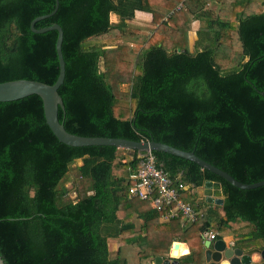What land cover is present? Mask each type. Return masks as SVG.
<instances>
[{"label":"trees","instance_id":"obj_1","mask_svg":"<svg viewBox=\"0 0 264 264\" xmlns=\"http://www.w3.org/2000/svg\"><path fill=\"white\" fill-rule=\"evenodd\" d=\"M59 1L57 12L36 27L58 23L64 30L66 76L59 93L65 108L59 118L69 132L154 139L194 151L241 182L264 180V0H231L228 6H222L224 0ZM163 3L173 10L152 34L131 24L137 12ZM213 3L222 6L216 15ZM197 7L209 23L198 30L190 51L188 26L177 29L172 21ZM54 8L55 0H0V82H56L58 32L31 29L32 20ZM111 13L119 16L118 23L111 22ZM110 29H118L121 38L141 36L145 45L136 51L129 43H86ZM117 76L132 78L129 90L110 81ZM152 153L173 179L190 184L180 197L203 210L196 222L162 221L149 200L129 196L139 151L61 142L36 94L0 101V254L5 263L124 264L110 257L109 239L116 238L140 246L141 257H165L174 241L186 242L189 250L183 243L178 250L180 264H202L206 230L217 239L233 233L244 250L264 249V186L242 189L191 160ZM79 159L77 170L88 186L72 198L64 181ZM207 180L222 184L225 215L200 198L198 188ZM133 212L143 219L139 228Z\"/></svg>","mask_w":264,"mask_h":264},{"label":"water","instance_id":"obj_2","mask_svg":"<svg viewBox=\"0 0 264 264\" xmlns=\"http://www.w3.org/2000/svg\"><path fill=\"white\" fill-rule=\"evenodd\" d=\"M59 4L60 1L55 0V8L52 12L38 16L31 22V29L36 33H44L49 30H56L58 32L56 50L59 59V76L56 82L49 84L39 80L24 78L0 82V101H13L34 94L40 96L43 101L47 124L61 142L71 146L111 145L127 149L130 154H133L135 151H139L140 153L149 151L165 152L191 160L239 188L253 189L264 186V180L255 183L241 182L227 171L202 159L194 151L183 150L154 139L135 141L127 138L82 136L69 132L59 118V109L65 108L63 98L59 93V88L66 76V61L62 50L64 30L58 23L43 28L36 27V23L39 20L53 16L57 12ZM177 51H180V49L178 48ZM198 189H201L207 202L214 204L217 208L223 206L224 195L220 182L207 180ZM180 244L181 242L179 241L174 242L169 256L163 257L158 255L154 258L153 264H180V256H178ZM204 246L205 254L202 264H264V249L258 247L244 250L238 246L233 247L229 245L224 239H218L213 242L205 239ZM0 264H6L1 254Z\"/></svg>","mask_w":264,"mask_h":264},{"label":"built area","instance_id":"obj_3","mask_svg":"<svg viewBox=\"0 0 264 264\" xmlns=\"http://www.w3.org/2000/svg\"><path fill=\"white\" fill-rule=\"evenodd\" d=\"M139 157L140 166L133 175L134 182L129 186V196L149 200L152 208L161 212L166 219L181 217L183 224L196 222L203 212L180 197V190H186L190 185L176 181L159 167L151 151L142 152ZM203 236L213 241L217 238V233L206 230Z\"/></svg>","mask_w":264,"mask_h":264},{"label":"crops","instance_id":"obj_4","mask_svg":"<svg viewBox=\"0 0 264 264\" xmlns=\"http://www.w3.org/2000/svg\"><path fill=\"white\" fill-rule=\"evenodd\" d=\"M228 1H231V0H224L222 6H224L225 2H228ZM184 4L186 5L185 1H184ZM210 6L213 7L214 13L216 15V12L219 11V7L221 6V3H213ZM185 8H186V6H185ZM171 10H173V9L168 10L166 8L165 4L163 3L161 5L154 7L153 10H151L150 12L149 11L148 12L139 11L136 14V18L131 21V24L133 26L138 27L142 34L150 35V34H152L153 30L156 29L160 25L161 22L167 21L169 13L171 12ZM111 15H113V17L115 19L111 22L118 23L120 20L119 16L116 13H111ZM111 15H110V17H111ZM172 23H173V26L177 27V29L180 28L183 24H186L188 26V29H186L185 33H184L185 34V43L187 44L190 51H193V49H195V45H196L197 41L199 40L198 30L200 28H203L204 26H206L209 23V18L202 15L198 11V7L194 8L193 12L189 8H187L186 13L181 14L178 18H173ZM102 35H112V38L113 37L117 38V37L121 36V33L118 29H110L107 33L101 34V36ZM188 38H189V40H188ZM123 39H122L123 42L125 41L126 43H129L133 48H137L138 49L137 51L141 50L144 47L145 40H146L145 38H142L141 36L140 37H123ZM200 48H201V46H200ZM198 191H199L200 198L202 197L205 199V196L202 194L201 189H198ZM207 203H209V202H207ZM206 205H207L206 206L207 208L212 206V207L216 208L221 215H225V212H224L222 206L220 208H217L214 204H206ZM197 210L203 212V210H200V209H197ZM145 213H147V212H145ZM132 214H133L132 218L134 219L133 221L136 223L137 228H139V225L142 224L143 219H142V217H139L140 215L137 212H133ZM165 219L166 218H161L160 220L163 221ZM225 236H227V238ZM111 239L118 240L116 238H110L109 240H111ZM222 239H224L229 245H231L233 247L238 246L236 243V240L234 238V235H232V234H226V235H224V237ZM216 240H218V239L216 238L213 241H216ZM174 242H176V241H174ZM174 242L172 243V246H173ZM181 243H184V242H181ZM185 244L187 245V248L189 250L188 244L186 242H185ZM124 246L128 247L129 249H133L132 253L136 254L137 256H140V254H141V247L140 246H133V245H127V244L122 243L121 247H124ZM171 249H172V247H171ZM169 254L165 257H168ZM142 258H145V257H142Z\"/></svg>","mask_w":264,"mask_h":264},{"label":"rangeland","instance_id":"obj_5","mask_svg":"<svg viewBox=\"0 0 264 264\" xmlns=\"http://www.w3.org/2000/svg\"><path fill=\"white\" fill-rule=\"evenodd\" d=\"M229 2L230 1L225 2V6L230 5ZM110 19H111V21L115 20L113 15H111ZM117 38H115V37L112 38V35H102V36L98 35L95 37H91L90 39H88L86 41V43H88L90 45H95V44L96 45H101V44L115 45L117 43L123 42L122 41L123 38H121V37H117ZM188 40H189V38H188ZM123 43H126V42L124 41ZM134 49L136 51L138 50L137 48H134ZM110 81L116 85H119L120 89L125 91V90L130 89L132 78L131 77L117 76L116 78L111 77ZM120 154H121V156H126L127 151L122 149L120 151ZM79 164H82L81 159H79L75 162L71 171L69 172V175H68L69 177L64 181V183L71 189L69 197H72V198H77L79 190H84L88 186V181L82 180L79 176V172L77 170V165H79ZM250 228L251 227H249L245 230H242L240 232H246ZM226 234H233V233H224V235H226ZM225 237L227 238V236H225ZM121 246H122V241L113 240V239L109 240V250H110V257L111 258H113V259L119 258V259H121V261L124 262V264H153L154 258H155L154 255H152L150 257L148 256V257L142 258V257L137 256L136 254L132 253L133 249H129L128 247H125V246L121 247ZM123 250H124V252H123ZM123 254L128 259V262L126 261L127 263L125 262V260H123V258H124Z\"/></svg>","mask_w":264,"mask_h":264}]
</instances>
